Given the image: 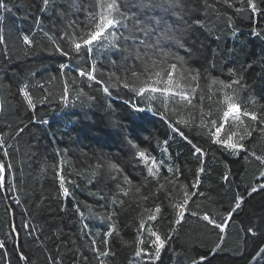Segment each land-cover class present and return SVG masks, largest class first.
Returning <instances> with one entry per match:
<instances>
[{
    "label": "trees",
    "instance_id": "obj_1",
    "mask_svg": "<svg viewBox=\"0 0 264 264\" xmlns=\"http://www.w3.org/2000/svg\"><path fill=\"white\" fill-rule=\"evenodd\" d=\"M230 2L232 7L222 0H208L212 8H206L203 0L197 5L199 11L195 16L204 20L203 28L197 26V46L201 42L205 45L208 59L188 60L184 65L192 74L199 73L198 80L191 82L195 91L190 92L189 105L178 96L156 94L157 99L149 100L145 98L147 94L137 96L124 89L122 83L110 89L109 96L102 91L103 85L79 77L74 61L53 50L50 37L67 50L68 42L61 38L65 31H73L69 28L72 21H78L81 29L85 27L84 9L93 10L89 0H78L79 11L71 6V0H52L47 10L43 0H4L10 11L0 12V35L4 37L0 42V162L12 165L8 181L15 188L0 189V240L6 241L5 249H0V264H24L19 259L20 252L29 258L30 264H98L101 259L104 264H193L204 256L211 264H264V259L254 255L256 247H264V238L257 239L255 246H247V237L241 231L248 223L264 219V192L247 194L264 171V165L252 156L253 152L264 156V133L259 130L264 127L259 123L264 116V31L261 36L253 32V27L264 29V15L260 14L264 0H254L257 13H251L247 0ZM241 7L246 9L244 13L237 11ZM228 16L232 17L231 24ZM25 35L34 40L32 45L23 42ZM94 55L98 71L106 74L105 81L112 72L131 76L130 71L118 67V53L101 51ZM179 55H184L183 50H179ZM63 63L69 67L61 69ZM127 63L136 65L135 71L143 79H156L158 68L149 65L145 72L141 62L129 59ZM230 69L242 78L241 85L234 86L235 91L222 89L219 84L231 83L235 78ZM179 71L178 64L174 80ZM73 78L75 84L71 83ZM65 82L67 93L63 91ZM184 83L180 81L181 86ZM25 89L33 106L27 103ZM225 92L240 107V132L244 127L251 131L243 141L247 151L239 155L214 144L208 134L210 121L223 122V112L227 111ZM133 104L144 110H134ZM244 111L255 112L258 119L243 116ZM202 120L207 128L201 127ZM232 123L229 117L225 127ZM175 128L202 147L206 156L197 159L191 144ZM5 150L7 156L3 155ZM139 151H144L148 166L154 157L157 164L164 160L180 172L173 177L166 167H159L157 179L164 186L160 188L157 180L148 176ZM201 160L206 171L199 174L197 191L204 195L192 197L184 220L177 225L175 211L165 193L173 196L172 202L181 200L179 186L191 185L197 179ZM109 164H116L123 172L109 168ZM225 174L230 183L223 179ZM125 175L130 185L123 183ZM61 176L71 192L69 197L60 189ZM113 177L121 180L120 189H127V196L118 190ZM169 179H176V184L169 183ZM136 187H140V193L135 192ZM237 194L243 196L244 202L217 250L219 231L202 217L208 214L219 223L230 214ZM142 195L148 199H141ZM112 197L123 200V205L113 206L108 202ZM157 204H162V216L147 226L160 230L162 237L170 235L171 239L159 259L153 258L154 250L148 243L143 256L137 257L140 219L147 220ZM113 207L117 214L107 224L88 219L92 214L110 213ZM192 212L197 215H191ZM22 223L30 224L31 231L19 227ZM112 223L118 234L108 237L104 234L111 231ZM83 224H88L92 233L100 234L97 239H107V257L94 254L89 247L92 235L83 234ZM13 232L15 236L11 235Z\"/></svg>",
    "mask_w": 264,
    "mask_h": 264
},
{
    "label": "snow or ice",
    "instance_id": "obj_2",
    "mask_svg": "<svg viewBox=\"0 0 264 264\" xmlns=\"http://www.w3.org/2000/svg\"><path fill=\"white\" fill-rule=\"evenodd\" d=\"M51 2L52 0H43L44 10H47ZM199 3L200 0H89V7L93 10L89 11L88 8L84 9L86 14L85 27L81 29L78 21H72L69 24V28L73 31L71 34L65 31L64 37L61 38L62 40H67V50L54 37H50V40L54 51L76 63L77 67L75 71L79 77H86L90 82L94 81L97 84L103 85L102 91L109 96L112 94L110 89H115L122 83L124 89L134 92L137 96H145L147 94L145 98L149 100L157 99L156 94H159L160 97L178 96L180 100L191 105L192 99L190 98V92L195 91L191 82L198 80L199 73L192 74L184 65L188 60L197 58L208 59L205 45L201 42L197 46V41L199 40L197 26L199 28L204 27V20L195 16V13L199 11L197 7ZM222 3L228 7L233 6L230 0H222ZM241 3H243V0H241ZM203 4L206 8L213 7L208 3V0H203ZM71 6L77 11L80 10L78 0H71ZM247 7L251 10V13L258 12V7L254 0H247ZM8 11H10L8 5L4 3V0H0V12ZM237 11L244 13L246 9L241 7ZM260 14L264 15V11H261ZM2 20L3 16L0 15V21ZM227 20L229 24L232 23L231 16H228ZM2 31L3 29L0 28V32ZM262 31L264 29L253 27V32L256 36H261ZM232 35H236L235 28L232 29ZM45 36H48V33H45ZM216 38L220 39L219 36ZM3 39L4 37L0 35V42ZM23 42L26 45H32L34 40L28 35H25ZM179 50H183V56L179 55ZM101 51L118 53L120 56V64L118 67L123 68L125 72L130 71L131 76H119L115 72H112L108 74V80L105 81L103 77L106 74L103 71H98V61L94 55L95 52ZM129 59L141 62V65L145 68V72L148 71L149 65L153 69L158 68L159 71L155 72L156 79L152 80L151 77L147 80L143 79L141 74L135 71L136 65H129L127 63ZM89 62L90 66H86L89 65ZM111 63L117 66L115 60H112ZM178 64L180 65V71L178 73V79L174 80L173 73L177 70ZM212 66L214 67V65ZM68 67L69 64L67 63L60 65L61 69H67ZM229 71L235 78L231 83L219 81V84L222 86V89H232L235 91L236 88L234 86L241 85L242 78L234 70L230 69ZM180 81H185L183 86H181ZM75 82L76 80L73 78L71 83L75 84ZM174 89L175 91H173ZM63 91L64 93L69 91L67 82H65ZM23 94L27 98V103L33 106V100L26 89ZM80 94L82 95L83 93L81 92ZM224 99L227 104V111L223 112V122L217 123L216 120L210 121L212 127L208 129V134L214 144L230 151L232 155H239L241 152L247 151L243 141L247 136L251 135V131L247 127H244L243 133L240 132V128L243 126L240 107L228 92H225ZM165 106L167 105L165 104ZM132 107L137 111L144 110L142 108L138 109L135 104ZM242 115L245 117L250 116L253 121L258 119L255 112L244 111ZM229 117H231L233 123L226 128L225 124L228 122ZM181 122L186 123L185 121ZM259 123L264 124V116L260 117ZM201 127L207 128L208 124H205L202 120ZM259 130L261 133H264V127ZM174 131L179 132L191 144L193 155L197 159L206 156L205 150L191 140H188V137L184 136V133L180 132L179 128H175ZM129 143L131 144V141ZM2 146L3 140L0 139V147ZM133 147H136V145H133ZM3 155L7 156L8 152L5 150ZM138 155L144 159L148 176L156 179L160 188L164 186L163 184H159V180L157 179L159 167H166L167 171L173 174V177H176L177 173L180 172L178 168L174 169L172 165L165 164L164 160H160L159 164H157L154 157L151 158V166H148V158L145 156L144 151H139ZM252 156L264 165V156H257L255 152L252 153ZM108 167L118 172H123V169H119L116 164H109ZM11 168L12 165L9 162H0V189L11 191L15 188V185L8 181V176L10 175L9 170ZM205 171L204 162L201 160L200 166L197 169V179L191 185L181 184L179 186L182 189L183 198L178 202H172L173 196L165 193L170 206L176 214L175 224L179 225L184 220L189 201L192 197L204 195L202 191L197 190L200 187L199 174H203ZM113 179L117 182L118 190H123L124 195L127 196L128 190L120 189L121 180L118 177H113ZM223 179L230 183V178L227 174L224 175ZM260 181H264V171L260 172L257 183L250 186L248 195L264 192V183ZM123 183L125 185L131 184L126 175L123 176ZM169 183L175 185L176 179H169ZM60 189L65 197L71 195L69 188L65 186L63 176L60 177ZM135 192L140 193V187H136ZM152 194L155 195V192ZM99 198L101 200L105 199L104 196H100ZM141 199L147 200L148 196L142 195ZM234 201V206L230 210V214L224 217L219 223L208 214H204L202 217L205 222L214 226L219 231L221 238L215 245L217 250L224 243L223 237L236 211L242 207L244 202L243 196L237 194L234 197ZM16 202L19 203V200L17 199ZM108 202L113 206L117 203L121 205L124 203L123 200H118L116 197H112ZM77 211L79 212V207H77ZM116 214L117 210L113 207L110 213L106 211L103 214H92L88 219H95L107 224L113 221ZM191 215L196 216L197 213L192 212ZM80 216L85 218L83 212H80ZM158 216H162V204H157L154 207V211L149 212L147 220L144 218L140 219L136 237L137 247L135 251L137 257L143 256L145 245L148 243L153 247V258L159 259L161 250L165 248L166 243L171 239L170 235L164 234L162 237L160 230H154L153 227L147 226L150 222L157 221ZM109 226L111 227V231H107L104 235L111 237L114 233L118 234L114 223L109 224ZM19 227L27 228L31 231L30 224L22 223ZM172 231H175V229H172ZM241 231L247 237L244 243L247 246H255L257 239L264 238V219H261L259 222L248 223ZM82 232L84 235H92L89 247L95 255L99 257H107L109 255L105 247L108 244L107 239H104L103 236L97 239V236L100 234L92 233L88 224L82 225ZM145 233L147 236H145ZM11 235L15 236L16 233L13 232ZM5 247L6 241L0 240V249H5ZM254 255L264 259V247H256ZM19 259L24 261V264H30L29 258L23 252L19 253ZM202 262L203 264H211L207 256L201 257V260L193 261V264H202ZM98 264H104L103 259L99 260Z\"/></svg>",
    "mask_w": 264,
    "mask_h": 264
},
{
    "label": "bare ground",
    "instance_id": "obj_3",
    "mask_svg": "<svg viewBox=\"0 0 264 264\" xmlns=\"http://www.w3.org/2000/svg\"><path fill=\"white\" fill-rule=\"evenodd\" d=\"M207 10V9H206Z\"/></svg>",
    "mask_w": 264,
    "mask_h": 264
}]
</instances>
